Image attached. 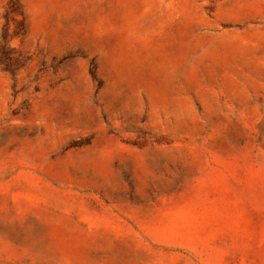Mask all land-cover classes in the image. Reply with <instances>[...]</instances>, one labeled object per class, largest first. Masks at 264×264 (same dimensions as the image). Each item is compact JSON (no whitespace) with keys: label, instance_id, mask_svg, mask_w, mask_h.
I'll return each mask as SVG.
<instances>
[{"label":"rangeland","instance_id":"obj_1","mask_svg":"<svg viewBox=\"0 0 264 264\" xmlns=\"http://www.w3.org/2000/svg\"><path fill=\"white\" fill-rule=\"evenodd\" d=\"M0 264H264V0H0Z\"/></svg>","mask_w":264,"mask_h":264}]
</instances>
